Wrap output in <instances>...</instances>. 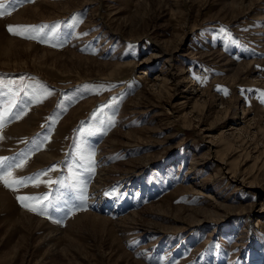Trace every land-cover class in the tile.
I'll return each mask as SVG.
<instances>
[{"label":"rangeland","instance_id":"obj_1","mask_svg":"<svg viewBox=\"0 0 264 264\" xmlns=\"http://www.w3.org/2000/svg\"><path fill=\"white\" fill-rule=\"evenodd\" d=\"M0 5V158L63 181L0 184V264H264V0Z\"/></svg>","mask_w":264,"mask_h":264},{"label":"snow or ice","instance_id":"obj_2","mask_svg":"<svg viewBox=\"0 0 264 264\" xmlns=\"http://www.w3.org/2000/svg\"><path fill=\"white\" fill-rule=\"evenodd\" d=\"M27 2H33V0H27ZM11 6L14 8L16 4V0H10ZM2 7V5H0ZM6 13L4 11H0V17H3ZM78 23L80 21H75ZM58 25L53 26L51 29H49L48 25H15V26H8V31L10 34L20 36L22 39H34L38 42H46L48 39V34L45 33V29H49L50 32L54 33L56 31V28ZM25 96H28L29 94L27 92L24 93ZM2 95V94H0ZM19 95L18 92H13L11 95V98H9L2 106V109H0V128L4 126V124L10 119H19L21 118L22 114H26L24 111V108L22 106H18L16 103L15 97ZM50 95L49 92L45 91L41 93L40 96H33L31 97L32 100H34L36 103L41 102V100ZM13 108H18L19 110L16 112H13ZM111 123V121H110ZM2 139V137H0ZM27 157L20 158L18 161L11 160L9 161V158H0V184H2L5 188H7L10 191L18 192L21 188L28 187V186H34L38 187L40 183H46V184H63V181H53L51 179L47 181H42V176H47L48 171H53V169H49L47 171H44L42 173L35 174L33 176L28 177H16L14 173V169L22 168L23 165L26 162ZM94 167L85 169V171H92L94 172ZM81 188H80V197L79 199L81 201L86 200V184L87 180L80 181ZM17 201L20 202L21 206L24 207L26 210L31 211L37 215H46L49 210V206L53 205V201L49 199L47 195L44 196H21L18 195L16 197ZM55 209V207L53 208ZM59 222V221H57Z\"/></svg>","mask_w":264,"mask_h":264},{"label":"bare ground","instance_id":"obj_3","mask_svg":"<svg viewBox=\"0 0 264 264\" xmlns=\"http://www.w3.org/2000/svg\"><path fill=\"white\" fill-rule=\"evenodd\" d=\"M171 76H174V73L171 75ZM30 125V124H29ZM29 125H25V126H27V130H28V132H30V130L32 131V128H31V125L29 126ZM24 127H23V124H21V126L20 125H18L17 127H14L13 128V131L14 130H16L17 129V131L19 130V129H23ZM12 130V129H11ZM10 130V131H11ZM22 131V130H21ZM47 155L48 153H43V155ZM97 182V181H96ZM7 194H6V192L5 191H2V190H0V200H1V202H4V201H6L7 202ZM94 198V197H93ZM101 203H99L98 204V208L99 209H108L109 207L106 205V203L105 202H102V200L100 201ZM97 205V204H96Z\"/></svg>","mask_w":264,"mask_h":264}]
</instances>
